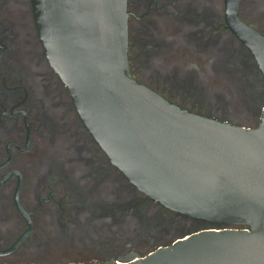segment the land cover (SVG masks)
Listing matches in <instances>:
<instances>
[{
    "label": "flooded vegetation",
    "instance_id": "af4514ba",
    "mask_svg": "<svg viewBox=\"0 0 264 264\" xmlns=\"http://www.w3.org/2000/svg\"><path fill=\"white\" fill-rule=\"evenodd\" d=\"M126 11L136 81L256 126L263 80L225 0H126ZM236 15L264 36V0H239ZM211 225L151 199L109 160L45 54L31 1L0 0V264L123 263Z\"/></svg>",
    "mask_w": 264,
    "mask_h": 264
},
{
    "label": "water",
    "instance_id": "95a60500",
    "mask_svg": "<svg viewBox=\"0 0 264 264\" xmlns=\"http://www.w3.org/2000/svg\"><path fill=\"white\" fill-rule=\"evenodd\" d=\"M45 54L82 121L136 188L213 225L136 259L109 264H264V104L254 127L181 108L136 81L126 0H30ZM225 0L264 88V36ZM240 225L241 228L235 226Z\"/></svg>",
    "mask_w": 264,
    "mask_h": 264
}]
</instances>
